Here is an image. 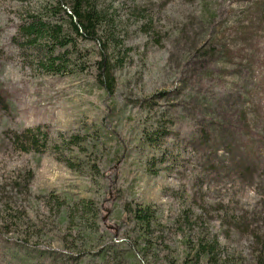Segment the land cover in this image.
Returning <instances> with one entry per match:
<instances>
[{"label":"rangeland","instance_id":"rangeland-1","mask_svg":"<svg viewBox=\"0 0 264 264\" xmlns=\"http://www.w3.org/2000/svg\"><path fill=\"white\" fill-rule=\"evenodd\" d=\"M46 1L0 0V92L12 94L0 103V264H254L264 0H97L123 58L113 94L78 70L48 73L44 44L27 54L15 43ZM79 49L99 52L97 41ZM155 120L167 132L152 147L142 134ZM40 124L58 148L9 144ZM131 206L154 213L146 229L133 230Z\"/></svg>","mask_w":264,"mask_h":264},{"label":"trees","instance_id":"trees-1","mask_svg":"<svg viewBox=\"0 0 264 264\" xmlns=\"http://www.w3.org/2000/svg\"><path fill=\"white\" fill-rule=\"evenodd\" d=\"M18 28L15 43L23 52L33 53L34 48L40 47V43L44 44L45 47L40 51H46L48 60H39L38 64L48 73L61 75L78 70L91 75L93 81L98 83L106 94L114 93L113 72L118 66L117 63H121L123 58L120 57L121 49L116 43L117 37L111 17L107 10L98 6L97 0H47L39 12L27 13ZM85 41H97L99 52L94 57L90 55L87 58L90 51L79 49ZM11 96L12 94H7L4 97L0 92V103L7 102ZM152 125L150 130H143L142 140L145 144L154 147L167 131L166 124L162 122L158 123L155 120ZM48 126L40 124L12 131L7 135V140L13 149L20 153L41 155L50 146L54 149L59 147V144L54 145ZM80 138L79 135H74L73 139L68 141L71 145L68 150L75 151L74 146H81L84 138ZM80 150L79 147L77 153H80ZM128 212L130 213L129 220L134 226L133 230L146 229L154 218V213L149 207L131 206ZM82 235H87V233H79V236ZM75 247L79 251L82 250L81 244ZM11 253L14 254L12 251ZM100 254H102L100 262H104L105 255L102 251ZM206 254L204 251L203 256ZM118 257L122 259L123 255ZM206 261H209V258ZM118 263L121 262L118 260ZM254 264H264V240L256 249Z\"/></svg>","mask_w":264,"mask_h":264}]
</instances>
